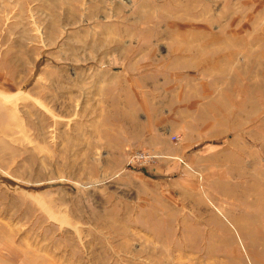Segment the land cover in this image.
<instances>
[{"label": "rangeland", "instance_id": "374dc122", "mask_svg": "<svg viewBox=\"0 0 264 264\" xmlns=\"http://www.w3.org/2000/svg\"><path fill=\"white\" fill-rule=\"evenodd\" d=\"M0 264H264V0H0Z\"/></svg>", "mask_w": 264, "mask_h": 264}, {"label": "crops", "instance_id": "0c3cea01", "mask_svg": "<svg viewBox=\"0 0 264 264\" xmlns=\"http://www.w3.org/2000/svg\"><path fill=\"white\" fill-rule=\"evenodd\" d=\"M161 135H158L156 138L153 137L152 142H153L154 147L156 146V148L161 150L162 153H165V154L170 155V156L174 155V154H178L179 153L178 148H172V146L170 145V141L168 139V136L163 137ZM154 171H156V170H154ZM165 179H168V178L164 177L162 180H165Z\"/></svg>", "mask_w": 264, "mask_h": 264}, {"label": "bare ground", "instance_id": "6f19581e", "mask_svg": "<svg viewBox=\"0 0 264 264\" xmlns=\"http://www.w3.org/2000/svg\"><path fill=\"white\" fill-rule=\"evenodd\" d=\"M184 39L186 40V39H188V37L184 36ZM193 40H194L195 44H194V47H193L192 50L187 48L188 50H185V49H184L182 52L177 51L176 54L186 55V54L188 53V55L191 56V55H192V52H193L194 54L197 53L198 50H199V44H198V42H197V36H196V35H194ZM232 54H233V53H232ZM262 57H263V56H262ZM220 128H221V127H220V125H219V126H217V129H215V130H217V132H218V131H221ZM247 232H248V231H244V230H243V233H245V234H244V237H246V238H248L249 235H250V234H248ZM254 244H255V243H254V241H253V242L249 243V246H250V247H253Z\"/></svg>", "mask_w": 264, "mask_h": 264}, {"label": "built area", "instance_id": "2783aa9c", "mask_svg": "<svg viewBox=\"0 0 264 264\" xmlns=\"http://www.w3.org/2000/svg\"><path fill=\"white\" fill-rule=\"evenodd\" d=\"M174 138H176V137H174ZM183 164H185L183 161H181Z\"/></svg>", "mask_w": 264, "mask_h": 264}]
</instances>
